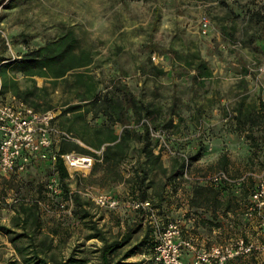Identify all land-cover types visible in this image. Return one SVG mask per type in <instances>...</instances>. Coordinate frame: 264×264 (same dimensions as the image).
<instances>
[{
	"label": "rangeland",
	"instance_id": "obj_1",
	"mask_svg": "<svg viewBox=\"0 0 264 264\" xmlns=\"http://www.w3.org/2000/svg\"><path fill=\"white\" fill-rule=\"evenodd\" d=\"M262 2L263 0H0V48L2 45L7 48L6 52L0 53V58H5L4 62H14L28 50L66 32H73L78 40L77 50L88 51L93 58L88 68L70 72L66 79L59 80L56 84L42 77L34 76L31 79L23 76L17 69L8 68L9 76L17 80L21 89L33 86L47 88L49 101L53 106L51 111L55 114V123L59 128L65 130V126L69 125L75 126L73 128L85 126L87 137L93 139L96 125L103 120L89 112L73 124L69 121L73 115L68 113L62 116L61 112L77 104L79 96L86 93L88 86L104 92L126 85L138 99L152 104L155 116L153 122L150 121L153 125L164 128V124L172 120L171 126L165 127L168 149L162 148L161 152L165 160L175 154L193 157L200 153L198 160L191 164L190 174L184 173V177L176 181L177 189L183 187L182 193H188L189 183L192 182L185 176L190 179L193 175H213L220 170L234 179L254 174V179L245 180L244 184L247 187L249 183L255 186L259 176L264 175V166L252 155L243 127L236 129L235 110L242 102L245 108H251L264 100V21L261 24H255V21L250 23L248 15L243 14V9L255 10ZM203 18L209 22L207 35H203L200 30ZM155 48L159 51L153 52ZM197 57L205 61L211 72L210 77L198 76L193 79L194 71L187 64L192 60L195 62ZM182 59L184 60L181 62L190 71L184 72L181 69ZM0 85L2 87L1 76ZM3 94L5 100L14 102L10 93ZM113 127L120 133V124ZM255 134L258 135L259 132L255 131ZM71 143L65 144V147H71ZM74 143L97 155L101 154V149L95 150L81 140L80 143ZM54 146L56 150L60 149V143ZM221 156L227 158L224 167ZM86 176L69 177L67 183L70 189L84 190L77 178ZM152 177L157 183L164 179L158 172ZM53 179L58 180L57 172L46 160L34 162L25 172L15 175L0 171V222L8 225L10 205L22 197L30 201L39 184L46 188ZM239 187L240 184L230 190L234 192ZM170 189L168 188L162 213L153 210L148 217L153 228V248L165 226L175 220L180 221L185 235L191 238L197 250L226 244L245 236H233L230 230L213 233L202 228L201 232H194V219L185 217V209L188 210L186 198L174 196L177 189L174 192ZM226 192L229 194L230 191ZM122 194L116 195L124 199L126 191ZM251 194L252 191L245 197L242 195L243 203L248 207L251 206ZM46 195L51 200L53 194L47 188ZM45 203L46 231L50 227L59 228L54 220H63L57 253L60 257L68 256L83 242L87 231L70 219V206L51 208L47 200ZM130 211L132 210L126 208L113 211L101 208L103 220L100 225H104L113 234L117 233L129 219ZM208 212L204 215L206 219L212 218ZM249 217L244 215L241 225L246 224ZM254 217L258 219L259 225L258 214H254ZM255 218L252 219L255 220L254 224L257 222ZM239 228L242 226L239 225ZM142 234L141 232L138 238ZM149 244L143 243L138 252L125 263L139 264L147 259L151 264L153 248L150 250ZM99 245L98 241L90 240L80 249H84L86 256L92 258L91 251ZM187 251L185 249L183 253L188 256L186 263L194 264L195 252ZM253 255L257 260L246 256L233 259L227 264H264V254ZM15 257L6 237L0 236V264H15Z\"/></svg>",
	"mask_w": 264,
	"mask_h": 264
},
{
	"label": "trees",
	"instance_id": "obj_2",
	"mask_svg": "<svg viewBox=\"0 0 264 264\" xmlns=\"http://www.w3.org/2000/svg\"><path fill=\"white\" fill-rule=\"evenodd\" d=\"M243 14L248 15L250 23L255 21V24H261L264 21V0L255 10L243 9ZM77 46L78 40L74 33L66 32L37 48L28 50L14 62H4L5 58H0L3 93H10L16 101L37 112L53 109L46 87L33 86L21 89L17 80L9 76L8 68L17 69L23 76L31 79L37 76L56 84L59 80L66 79L70 72L88 68L92 64L93 58L90 53L84 50L78 51ZM6 49V46L2 45L0 53L6 52ZM157 51L158 48L153 50V52ZM195 59V62L192 60L189 64L186 63L191 71H194L193 79L198 76L210 77L211 72L205 61L199 57ZM180 67L184 72L190 71L182 62ZM151 106V103L138 99L126 85L116 86L104 92L94 89V86H88L86 93L79 96V102L63 110L60 115L71 113L73 118L69 121L73 124L75 120L83 119L89 112H93L94 117L103 120L101 124L96 125L93 139L87 137L85 126L79 128H73L75 127L73 125L65 126V130L78 140L87 143L95 150L101 149V154L97 155L69 141L61 142L59 150H56L55 146L52 147V152L57 151L59 154L73 150L95 157L96 161L91 173L85 178H77L78 184H82L84 189L92 186L111 188L123 183L126 186L124 199L148 202L149 208L129 209L132 211L128 213L129 219L124 223L123 229L113 234L110 230H106L104 225H100L103 220L100 214L101 208L97 207L90 197L80 193V189L75 191L70 189L67 183L70 176L61 159L58 158L54 165L47 161V164L54 167V171L57 172L60 193L53 194L51 201L46 195L45 186L39 184L34 198L30 201L22 197L10 205L11 215L8 225L0 222V236L6 237L12 246L16 255L13 261L15 264H127L125 261L135 255L143 243H150V250L153 248L151 244L153 228L148 220L150 212L157 210L159 214L162 213L168 188H171V192L176 191V181L184 177L186 170L187 174H190L191 164L198 160L200 153L193 157L175 154L170 157V165L165 167L161 158L162 147L159 148V140L151 136L149 129V125L153 129L158 128L152 124L155 110ZM235 112L236 129L243 127L252 155L256 156L264 166V100L251 108H245L242 102ZM171 123L170 119L164 124V128L158 129L167 131L165 127L171 126ZM115 124L122 126L120 133L114 129ZM255 131L259 134L256 135ZM68 143L72 146L66 148L65 144ZM220 160L224 167L227 158L221 156ZM99 172L101 175L96 176ZM157 172L164 176L159 183L152 177ZM218 172L224 171L220 170L213 174ZM211 175H193V178L189 179L192 182L189 183V199L186 202L188 210L185 217L194 219L192 227L197 233L201 232L202 228L211 232L212 228L221 227L219 222H215L216 212L220 208L228 211L233 205L230 197L225 202L220 201L221 191H230L228 194L230 196L232 195L230 189L240 184L239 188L245 197L250 191L253 192L257 185L249 183L247 187L244 184L245 180L254 179L251 175L245 176L241 181H239L241 178L234 179L228 175L235 183L222 181L212 184L206 181ZM68 199L72 200L70 219L78 226H83L87 233L77 249L72 250L68 256L60 257L57 249L61 242L60 227L63 220H54L59 228L50 227L46 231L45 202L47 200L51 208H58L62 201ZM207 211L211 212L212 218H205ZM141 232L143 234L138 238ZM183 235L187 237L184 230ZM90 240L100 243L91 251L92 258L86 256L84 249H80Z\"/></svg>",
	"mask_w": 264,
	"mask_h": 264
},
{
	"label": "built area",
	"instance_id": "obj_3",
	"mask_svg": "<svg viewBox=\"0 0 264 264\" xmlns=\"http://www.w3.org/2000/svg\"><path fill=\"white\" fill-rule=\"evenodd\" d=\"M200 30L203 35L209 33V22L206 18L200 21ZM13 101L5 100L0 85V171L3 174L25 172L28 166L41 160L54 165L58 158L61 159L70 177L73 175L84 177L91 173L96 161L93 156L75 151L61 154L57 151L52 152V147L56 143L63 141L80 143V140L71 133L56 125L53 111L37 112L14 98ZM149 129L151 136L159 140V148L168 149L165 130L153 129L150 125ZM181 155L186 157L184 154ZM244 177L239 181L244 180ZM206 181L212 184L222 181L235 183L225 172L215 173ZM46 188L52 194H59L61 191L56 179L51 180ZM79 192L90 197L97 207L110 211L120 208L137 210L149 207L148 202L131 198L120 199L111 192L93 193L90 189ZM60 206L62 208L70 206L71 209L72 200L68 199L60 203ZM254 214H258L259 225L264 234V175L259 176L256 188L251 194V206L248 208L247 215L254 216ZM185 249L195 252L194 264H227L233 259L251 256L254 253L264 254V241L256 243L244 237H237L226 244L197 250L192 241L184 237L180 221L175 220L169 222L163 229L159 241L153 248L150 262L151 264H184ZM139 264L149 263L145 259Z\"/></svg>",
	"mask_w": 264,
	"mask_h": 264
},
{
	"label": "crops",
	"instance_id": "obj_4",
	"mask_svg": "<svg viewBox=\"0 0 264 264\" xmlns=\"http://www.w3.org/2000/svg\"><path fill=\"white\" fill-rule=\"evenodd\" d=\"M118 133V132H117ZM163 164L165 167H168L170 165V157L168 158V160H165V158L163 157V155H161ZM101 173H96V176H100ZM188 180V176L186 177ZM94 192H111L114 195H118L125 193L126 191V186L123 183H120L119 185L114 186V188H97L92 186L91 188ZM183 187L178 188L175 195L178 198L183 197L186 198V202H188L189 199V195L182 193ZM124 195V194H122ZM228 197H230L232 199V206L230 207V209L228 211H225L224 208H220L215 215L216 220H218V222L221 223V227L218 228H212V232L213 233H218L220 231H232L233 236H238L237 234H245V236H243L244 238H246L247 240L250 241H256L258 243L263 242L264 241V235H263V231L261 230L260 225H258V219L255 218L254 216H250L249 219L246 221V224L241 225L240 221L241 218L244 217V215H247L248 212V205L243 203V198H242V191L240 189H236L234 190V192L232 191V195H228L226 191H221L220 195H219V199L221 202H225L226 199H228ZM182 198V200H183ZM181 199V198H180ZM187 210L185 209V212ZM209 214H211V212H208ZM248 217V215H247ZM256 219V224H254L252 219ZM239 225L242 226V228H239ZM258 225V226H257ZM192 252V250H188L187 252ZM189 252V253H190ZM186 257H188L187 255H183V260H184V264L186 263ZM250 257H255V259L257 260V257L255 255H251ZM242 258V257H240ZM193 264V263H191Z\"/></svg>",
	"mask_w": 264,
	"mask_h": 264
}]
</instances>
